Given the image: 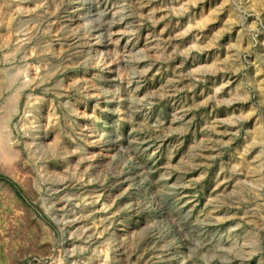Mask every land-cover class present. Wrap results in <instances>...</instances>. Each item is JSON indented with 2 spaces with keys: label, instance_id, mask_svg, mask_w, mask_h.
<instances>
[{
  "label": "rangeland",
  "instance_id": "obj_1",
  "mask_svg": "<svg viewBox=\"0 0 264 264\" xmlns=\"http://www.w3.org/2000/svg\"><path fill=\"white\" fill-rule=\"evenodd\" d=\"M0 127V264H264V0H0Z\"/></svg>",
  "mask_w": 264,
  "mask_h": 264
},
{
  "label": "bare ground",
  "instance_id": "obj_2",
  "mask_svg": "<svg viewBox=\"0 0 264 264\" xmlns=\"http://www.w3.org/2000/svg\"><path fill=\"white\" fill-rule=\"evenodd\" d=\"M90 45H91V44H90ZM90 45H89V46H90ZM13 79H14V78H13ZM9 85H10V84H9ZM10 86H11V85H10ZM2 90H3V89H2ZM9 95H10V94H9ZM1 96H2V95H1ZM7 97H8V96H7ZM13 104H14V103H13ZM9 106H10V105H9ZM5 116H6V115H5ZM4 124H7V123H4ZM0 128H1V127H0ZM3 131H4V130H3ZM1 134H2V133H1ZM2 135H4V134H2ZM2 135H0V143H1L3 140H5V138L7 137V136H5V138H4V136H2ZM5 141H6V140H5ZM5 141H4V143H5ZM2 143H3V142H2ZM6 143H7V142H6ZM8 143H9V141H8ZM3 145H4V144H3ZM6 145H7V144H5V146H6ZM5 146H4V147H5ZM2 147H3V146H2ZM2 147H1V149H0L1 151L3 150ZM4 147H3V148H4ZM7 147H8V148L5 147V148H6L5 150L8 149V150H7V153H5V151L3 150V151H4L3 154L5 153V155L2 156V157L4 158V159H3V158H2V159H3L5 162L2 161V159H0V160L2 161L1 164L4 162V163H5L4 165H9L8 163H9L11 157H12V158H11L12 160H15V159H13V158H14V157H15V158L17 157L16 155L13 157V154H11V153L9 152V149H10V148H9L8 145H7ZM12 150H13V149H12ZM0 155H1V153H0ZM18 156H19V155H18ZM0 158H1V157H0ZM16 159H17V158H16ZM20 159H21V158H20ZM12 160H11V161H12ZM33 161H34V160H33ZM6 163H7V164H6ZM13 163H15V162L13 161ZM11 164H12V163H11ZM11 164H10V165H11ZM10 165H9V168H10ZM0 166H1V165H0ZM13 166H14V164H13ZM13 166H11V167H13ZM6 167H7V166H6ZM16 167H17V166H16ZM13 168H14V167H13ZM14 169H15V168H14ZM19 169H20V168H19ZM14 171H15V170H14ZM27 171H28V170H27ZM7 172H8V170H7ZM15 174H16V173H15ZM24 179H25V178H24Z\"/></svg>",
  "mask_w": 264,
  "mask_h": 264
}]
</instances>
